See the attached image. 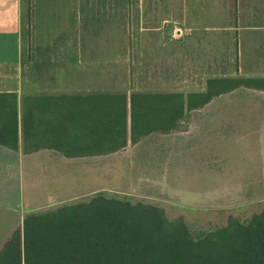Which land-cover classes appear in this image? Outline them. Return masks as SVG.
Listing matches in <instances>:
<instances>
[{"label": "crops", "instance_id": "crops-1", "mask_svg": "<svg viewBox=\"0 0 264 264\" xmlns=\"http://www.w3.org/2000/svg\"><path fill=\"white\" fill-rule=\"evenodd\" d=\"M179 72L183 79L174 81ZM212 78L240 84L191 110L204 112L222 100L228 105L214 107L216 115H256L235 110L243 92L262 102L264 116V0H0V92L17 94L19 121L16 149L0 144V195L20 179V206L34 212L53 200V184L65 178L68 163L116 154L149 135L134 143L128 136L124 148L99 154L65 156L50 147L26 152V97L124 93L129 125L132 92L187 96L203 92ZM193 84L201 89L188 91ZM246 126L262 132L264 143V119Z\"/></svg>", "mask_w": 264, "mask_h": 264}, {"label": "trees", "instance_id": "trees-1", "mask_svg": "<svg viewBox=\"0 0 264 264\" xmlns=\"http://www.w3.org/2000/svg\"><path fill=\"white\" fill-rule=\"evenodd\" d=\"M240 81L208 79L203 92L92 93L26 97L24 151L55 148L65 156L113 152L143 135L175 128L182 113ZM15 92H0V144L16 149ZM0 264H264V208L242 222L193 233L154 204L101 193L29 212L0 248Z\"/></svg>", "mask_w": 264, "mask_h": 264}, {"label": "rangeland", "instance_id": "rangeland-1", "mask_svg": "<svg viewBox=\"0 0 264 264\" xmlns=\"http://www.w3.org/2000/svg\"><path fill=\"white\" fill-rule=\"evenodd\" d=\"M181 76L174 74V81L180 82ZM199 89L193 84L188 91ZM221 101L210 102L204 112L184 111L167 134L156 130L116 154L68 163L65 178L53 184V200L46 199L34 212L101 193L157 205L168 219L181 217L193 233L224 226L230 216L249 220L264 208V143L259 140L263 133L246 131V124L257 126L264 119L262 102L237 92L235 110L256 115L229 117L214 113V107L228 105ZM19 180H13L14 190L0 195L1 247L29 210L20 206L25 200L20 199Z\"/></svg>", "mask_w": 264, "mask_h": 264}]
</instances>
